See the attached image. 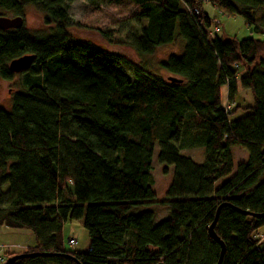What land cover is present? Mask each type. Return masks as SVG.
Segmentation results:
<instances>
[{"label":"trees","instance_id":"1","mask_svg":"<svg viewBox=\"0 0 264 264\" xmlns=\"http://www.w3.org/2000/svg\"><path fill=\"white\" fill-rule=\"evenodd\" d=\"M73 1L0 0V11L23 18L0 29V77L13 78L11 60L34 56L24 90L10 110L0 106V227L29 230L36 244L4 254L47 253L10 264H216L208 228L218 207L220 264H264V40L210 37L202 1L124 0L140 10L121 44L143 56L176 33L184 41L181 55L151 70L109 31L97 30L98 42L76 37ZM207 1L264 34V0ZM28 7L48 32L26 28ZM239 88L251 104L234 101ZM155 145L163 171L173 167L160 201L150 187ZM235 146L247 157L232 174ZM195 147L200 164L179 153ZM150 206L168 216L155 222ZM72 220L88 234L83 253L64 249L62 224Z\"/></svg>","mask_w":264,"mask_h":264},{"label":"rangeland","instance_id":"2","mask_svg":"<svg viewBox=\"0 0 264 264\" xmlns=\"http://www.w3.org/2000/svg\"><path fill=\"white\" fill-rule=\"evenodd\" d=\"M202 10L208 15L212 21V27L218 26L219 32L217 36L220 38H254L264 40V34L254 30L253 26L245 24L244 20L240 16L227 15L218 9L210 1L204 0L201 2ZM139 7L132 1L120 0L114 1H102L101 4H91L86 0H74L69 6V15L74 24L77 25V31L74 30L76 37L85 38L91 41L98 42L97 30L109 31L110 41L115 43V48L121 52L131 56V58L140 64H144L145 67L151 70H157L159 61L166 60L170 55L179 56L182 54L184 41L175 34V42L160 46L150 55L139 56L129 46L121 44L126 37L127 30L137 31V27L132 26L129 22L130 18L139 12ZM1 16L14 17V14L10 12L0 11ZM26 28L31 33H36L39 30L48 32L46 27L42 25L41 15L39 12L31 7L26 8L25 13ZM128 21V22H127ZM145 22H142V25ZM129 73H131L128 70ZM242 73V72H241ZM25 73H15L11 80L3 79L0 77V106L5 110L11 109V96L13 92L23 91L22 76ZM223 92V104L225 107L232 108L233 104L225 102V90ZM237 104H243L242 106L252 103V96L246 89H238V93L234 100ZM241 112H237L235 116L241 115ZM179 153L182 156L191 158L195 163H202L205 159L203 147L195 148H183ZM233 170L232 174L236 171V167L239 163L245 160L246 151L241 147H233L231 149ZM158 146H154L152 155V168L150 171L152 177L151 189L155 194V200L160 201L165 199V193L167 187L171 183L173 167L166 166V172L163 171L164 165L159 164L157 160ZM225 179V178H224ZM221 179L218 183L222 182ZM146 210H150L154 213L155 222H159L168 216V210L166 208L148 207ZM3 232H0V245H6V248L11 253H19L23 247H34L36 242L34 235L29 230L21 229H9L1 226ZM62 242L66 251L83 253L87 250L89 245L88 234L83 226L82 220L66 221L62 224L61 229ZM264 244V226L258 230L256 236ZM69 238H74L76 243L74 246H70L67 243ZM129 240V236L127 237ZM21 246H23L21 248ZM4 251H1L3 257H5ZM0 264H2L0 262Z\"/></svg>","mask_w":264,"mask_h":264},{"label":"water","instance_id":"3","mask_svg":"<svg viewBox=\"0 0 264 264\" xmlns=\"http://www.w3.org/2000/svg\"><path fill=\"white\" fill-rule=\"evenodd\" d=\"M22 24H23V18L21 16L6 17V16L0 15V29H2V30L18 29L22 26ZM33 60H34L33 55H30V54L23 55L21 57H18V58L11 60L8 63V69L12 73H19V72L25 71L30 67ZM218 209H219V207H218ZM218 209L215 213V217H214L213 221L211 222V224L209 225V228H208V233H209L210 238L213 239L215 242H217L220 245V253H219V257H218L216 264H220V261L222 259L223 253H224V244L215 235L214 228H213L215 225L216 219H217ZM260 215H262V214H260ZM34 255H47V253H42V252L38 253L37 252V253H31V254H14V255L9 256L4 261V263H2V264H10L15 259L22 257V256H34ZM70 256H72V255H70ZM158 264H162V263H158Z\"/></svg>","mask_w":264,"mask_h":264},{"label":"built area","instance_id":"4","mask_svg":"<svg viewBox=\"0 0 264 264\" xmlns=\"http://www.w3.org/2000/svg\"><path fill=\"white\" fill-rule=\"evenodd\" d=\"M198 1H204V0H198ZM194 12H197L195 9H194ZM217 32H219L218 30V26L217 25H214L213 27H210L208 33L210 35V37H212L214 34H217ZM227 109L229 108L226 107ZM67 243L70 245V246H74L75 243H76V240L74 238H69L67 240ZM6 248H8L6 245H0V262L3 263L5 261V257L2 256L1 254V251L5 250Z\"/></svg>","mask_w":264,"mask_h":264},{"label":"crops","instance_id":"5","mask_svg":"<svg viewBox=\"0 0 264 264\" xmlns=\"http://www.w3.org/2000/svg\"><path fill=\"white\" fill-rule=\"evenodd\" d=\"M0 228H1V227H0ZM0 232H3L2 229H0ZM22 247H23V246H21V248H22ZM26 248H30V247H29V246H28V247H23L22 250H24V249H26ZM5 252H10V251H8L7 249H5L4 253H5Z\"/></svg>","mask_w":264,"mask_h":264},{"label":"bare ground","instance_id":"6","mask_svg":"<svg viewBox=\"0 0 264 264\" xmlns=\"http://www.w3.org/2000/svg\"><path fill=\"white\" fill-rule=\"evenodd\" d=\"M23 72V71H22ZM20 73V72H19ZM13 74H15V73H13ZM246 157H247V155H246ZM7 258L5 257V260H6ZM4 263V262H3Z\"/></svg>","mask_w":264,"mask_h":264}]
</instances>
